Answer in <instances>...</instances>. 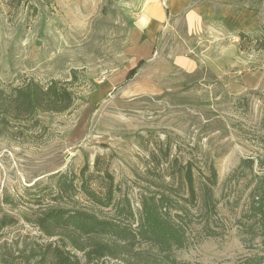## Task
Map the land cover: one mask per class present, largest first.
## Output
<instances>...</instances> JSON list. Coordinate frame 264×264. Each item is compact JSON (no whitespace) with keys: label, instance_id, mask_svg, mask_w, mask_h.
I'll list each match as a JSON object with an SVG mask.
<instances>
[{"label":"rangeland","instance_id":"rangeland-1","mask_svg":"<svg viewBox=\"0 0 264 264\" xmlns=\"http://www.w3.org/2000/svg\"><path fill=\"white\" fill-rule=\"evenodd\" d=\"M149 1L169 14L168 0H0V219L15 221L0 231V258L31 264L32 249L57 240L32 223L47 206L127 225V214L92 203L81 182L101 197L112 189L114 207L127 200L135 220L144 197L185 205L190 165L198 193L216 170V209L209 217L200 200L189 209L177 264H264V246L241 219L251 170L238 169L251 160L253 175L264 171V0H212L225 23L194 35L167 16L154 42L136 25ZM29 81L67 87L72 106L19 121L2 114ZM61 174L77 190L56 203ZM135 250L142 255L128 263H103L146 264L156 251Z\"/></svg>","mask_w":264,"mask_h":264},{"label":"trees","instance_id":"trees-1","mask_svg":"<svg viewBox=\"0 0 264 264\" xmlns=\"http://www.w3.org/2000/svg\"><path fill=\"white\" fill-rule=\"evenodd\" d=\"M142 63L143 60H140L139 64ZM135 72L132 71L130 74ZM5 98L0 89V106ZM7 98L10 101L2 106V114H7L16 121L32 116L36 112L64 113L73 104L69 89L59 86L56 82L42 87L36 82L29 81L15 89ZM253 165L254 161L242 160L238 167L239 170L242 167L251 170L253 183L247 196L249 203L241 219L245 220L243 226L248 228L247 233H252L253 238L258 239L264 246V171L253 175ZM191 169L190 165L187 166L183 174L182 185L187 191L185 205L179 204L166 194L144 197L141 199L138 220H135L130 202L127 200L123 201L126 205L116 204L114 207L112 189L101 197L86 186L85 182H81L78 189L82 190L92 203L102 208H114L115 214L121 212L127 214L130 221L125 225L117 222L116 218L99 217L87 209H66L60 205L47 206L39 209L32 223L48 239L57 238V240L32 249L25 257L26 260L28 263L32 261L31 264H104L105 259L128 263V258L142 255L135 250L137 246L141 248L142 245H147L156 251L151 257L148 256L143 260L144 263L177 264L173 252L186 246L187 229L184 224L189 216V209L196 206L199 200L205 208L204 213L209 217L214 215L216 209L213 195V188L217 185L216 170L213 166L209 168L210 186L204 185L202 191L198 193ZM59 177L55 184L57 191L53 196L56 203L68 194L72 196L77 190L68 174H61ZM14 222L10 217L1 218L0 231ZM139 259L143 258L139 257ZM0 264L14 263L1 257ZM243 264H263V260L261 257L247 259Z\"/></svg>","mask_w":264,"mask_h":264},{"label":"crops","instance_id":"crops-1","mask_svg":"<svg viewBox=\"0 0 264 264\" xmlns=\"http://www.w3.org/2000/svg\"><path fill=\"white\" fill-rule=\"evenodd\" d=\"M212 5V0H168V14V11L163 9L159 1H149L143 7V13L137 19L136 25L140 31L146 33L148 40L153 42L156 34L163 30L165 25H168V17L169 20L180 17L179 19H183L185 29L190 35L199 34L210 24L215 22L223 24L225 20V14L222 15V12L215 11ZM190 64L189 61L184 63V68L188 71Z\"/></svg>","mask_w":264,"mask_h":264}]
</instances>
